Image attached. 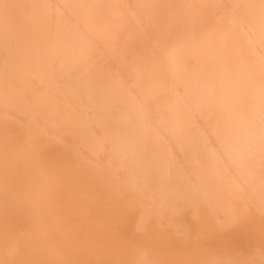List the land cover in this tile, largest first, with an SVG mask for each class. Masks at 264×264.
<instances>
[{"label":"bare ground","instance_id":"6f19581e","mask_svg":"<svg viewBox=\"0 0 264 264\" xmlns=\"http://www.w3.org/2000/svg\"><path fill=\"white\" fill-rule=\"evenodd\" d=\"M0 264H264V0H0Z\"/></svg>","mask_w":264,"mask_h":264}]
</instances>
